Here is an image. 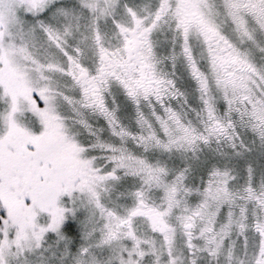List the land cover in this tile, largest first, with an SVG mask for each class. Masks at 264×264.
Returning a JSON list of instances; mask_svg holds the SVG:
<instances>
[{"label": "snow or ice", "instance_id": "snow-or-ice-1", "mask_svg": "<svg viewBox=\"0 0 264 264\" xmlns=\"http://www.w3.org/2000/svg\"><path fill=\"white\" fill-rule=\"evenodd\" d=\"M0 264H264V0H0Z\"/></svg>", "mask_w": 264, "mask_h": 264}]
</instances>
